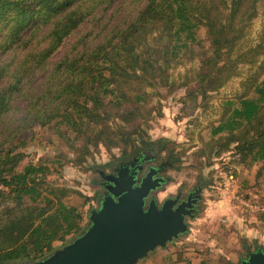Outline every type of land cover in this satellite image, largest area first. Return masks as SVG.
Instances as JSON below:
<instances>
[{"label":"trees","instance_id":"16d2710c","mask_svg":"<svg viewBox=\"0 0 264 264\" xmlns=\"http://www.w3.org/2000/svg\"><path fill=\"white\" fill-rule=\"evenodd\" d=\"M262 12L264 0H0V264H33L79 236L85 207L98 198L49 178L65 155L23 162L36 127L54 128L79 167L100 147L120 148L119 161L156 150L172 162V144L145 131L149 89L182 90L194 110L198 97L205 101L246 67L205 146L215 158L231 152L239 166L263 168L264 25L245 44ZM196 60L176 85L172 68ZM41 76L42 88L30 87ZM241 238L246 254L258 247Z\"/></svg>","mask_w":264,"mask_h":264},{"label":"rangeland","instance_id":"374dc122","mask_svg":"<svg viewBox=\"0 0 264 264\" xmlns=\"http://www.w3.org/2000/svg\"><path fill=\"white\" fill-rule=\"evenodd\" d=\"M263 25L264 12L253 21L245 40L246 45L255 43ZM198 37L204 39L202 29ZM71 45L72 41H69L54 55L44 73H50L53 63L59 62ZM197 66V60L175 65L170 72L172 80L176 85L181 84L185 80V74H192L191 70H195ZM242 70V76L232 78L218 91L210 93L205 101L198 97L194 110L191 109V100L187 103L181 102L184 94L182 90L175 89L169 93L166 88H157L154 91L149 89L152 97L147 107L154 110H151L149 126L145 128L146 134L151 141H169L172 144L169 148L176 158L171 162L165 151L158 155L155 162V165L166 161L171 164L161 174L166 182L162 191L155 194L159 204L166 197H174L179 191L183 195L198 187L201 191L198 212L194 219L187 220L188 231L168 243L166 248H157L137 264H239L246 258V252L241 247V237L264 249V167L239 166L231 152L215 158L214 153L211 154L209 147L205 146L210 139L209 127L220 120L224 114L223 104L226 100H232L240 88L239 83L247 73L246 67ZM44 81L45 76L38 77L30 87L41 89ZM155 92H159V95ZM15 104L19 107L25 105L18 101ZM31 133L34 135L32 142L21 148L25 156L24 163H37L38 160L53 159L58 154L65 155V162L57 166L56 172L49 178L81 192L86 197L93 198L98 195L97 199H93L85 207L86 228L89 212L98 209L101 198L99 184L102 181L97 170L109 173L119 161L122 150L100 147L93 151L91 148V155L86 156L87 160L79 167L68 162L74 155L67 144L54 134V128L36 127ZM199 175L204 178V182L198 183ZM81 201L75 197L70 199L72 204H80ZM75 238L55 244L54 249H60Z\"/></svg>","mask_w":264,"mask_h":264},{"label":"water","instance_id":"95a60500","mask_svg":"<svg viewBox=\"0 0 264 264\" xmlns=\"http://www.w3.org/2000/svg\"><path fill=\"white\" fill-rule=\"evenodd\" d=\"M141 170L121 167L114 176L102 173L109 185H103L106 194L101 196L98 209L89 212L86 229L33 264H137L185 234V218L193 219L194 212L190 198L175 208L179 196L158 206L150 195L162 189L166 180L154 178L158 172L154 168L138 180ZM239 264H264V249L255 248Z\"/></svg>","mask_w":264,"mask_h":264},{"label":"flooded vegetation","instance_id":"af4514ba","mask_svg":"<svg viewBox=\"0 0 264 264\" xmlns=\"http://www.w3.org/2000/svg\"><path fill=\"white\" fill-rule=\"evenodd\" d=\"M157 157L158 155L156 154V150H147V151H144V152H141L139 153L137 156L135 157H132L130 159H125V160H120L118 161L111 169V171L109 173H105L104 171L102 170H97L98 173H99V177H100V180L102 181L99 185V187L101 188V195L100 196H103L104 194H106V191L105 189L103 188V185H109V182L104 178L102 177V173L104 175H115L116 174V171L121 169L122 168H125V167H128L129 169H136L138 167H142V170L138 172L136 178L138 180H141L144 175L148 172V170L150 168H154V169H157V174L154 175V178H162L164 180H166L164 177L161 176V174L163 172H165V170L168 168V167H171V164L169 161H166V162H163V163H160V164H156L155 165V162L157 160ZM131 165H133V167H131ZM165 184V183H164ZM163 184V185H164ZM200 189V190H199ZM199 190V191H198ZM162 191V189H158L156 190L155 192H153L151 195H150V198H153L155 199L156 203L158 206H160L163 201H165L166 199L168 198H171V199H175L177 196H179V199L177 201V203L174 205L173 208L177 207L180 203L182 202H186L188 198H190V202H191V206L194 210L193 212V219L194 217L196 216L198 210V204L200 202V191H201V188L198 187L196 189H193L189 192H187L185 195L182 194L181 191H179L178 193H176V195L174 197H166L164 200H162V202L159 204L158 202V198L157 196L155 195L156 193H160ZM187 220H192V219H189L188 217L185 218V222L187 223ZM188 225V223H187ZM181 236V235H180Z\"/></svg>","mask_w":264,"mask_h":264},{"label":"crops","instance_id":"0c3cea01","mask_svg":"<svg viewBox=\"0 0 264 264\" xmlns=\"http://www.w3.org/2000/svg\"><path fill=\"white\" fill-rule=\"evenodd\" d=\"M258 247H261V246H258Z\"/></svg>","mask_w":264,"mask_h":264}]
</instances>
